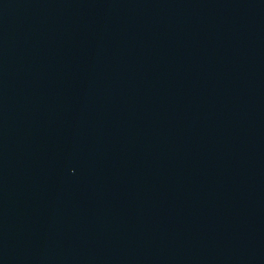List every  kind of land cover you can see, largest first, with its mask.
Segmentation results:
<instances>
[{
  "label": "water",
  "instance_id": "water-1",
  "mask_svg": "<svg viewBox=\"0 0 264 264\" xmlns=\"http://www.w3.org/2000/svg\"><path fill=\"white\" fill-rule=\"evenodd\" d=\"M0 264H264V132L188 0H0Z\"/></svg>",
  "mask_w": 264,
  "mask_h": 264
}]
</instances>
